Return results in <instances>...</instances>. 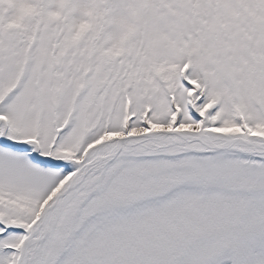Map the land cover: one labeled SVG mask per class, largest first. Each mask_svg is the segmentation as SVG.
<instances>
[{"label": "snow or ice", "instance_id": "snow-or-ice-1", "mask_svg": "<svg viewBox=\"0 0 264 264\" xmlns=\"http://www.w3.org/2000/svg\"><path fill=\"white\" fill-rule=\"evenodd\" d=\"M0 264H264V0H0Z\"/></svg>", "mask_w": 264, "mask_h": 264}]
</instances>
